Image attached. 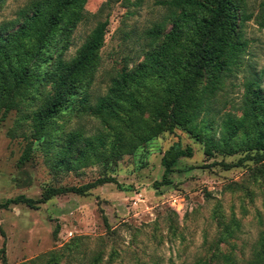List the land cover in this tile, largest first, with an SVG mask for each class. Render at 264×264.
Returning a JSON list of instances; mask_svg holds the SVG:
<instances>
[{
  "label": "rangeland",
  "instance_id": "obj_1",
  "mask_svg": "<svg viewBox=\"0 0 264 264\" xmlns=\"http://www.w3.org/2000/svg\"><path fill=\"white\" fill-rule=\"evenodd\" d=\"M31 1L0 0V21L16 20ZM164 1H85L64 57L72 58L97 22L107 21L99 65L85 89L90 103L106 92L117 71L132 68L156 46L148 30L170 29ZM263 2L245 0L252 15L242 28L245 49L220 73L222 84L197 119L211 124L218 143L231 139L239 145L236 152L207 155L202 142L174 128L108 164L89 161L65 170L39 142L31 144L29 121L15 110L0 111V203L18 195L38 199L47 189L99 177L115 179L85 194H56L36 208H0V264H264V159L257 162L245 150L240 132L230 137L222 130L227 113L241 116L247 84L264 88ZM208 75L206 69L199 87ZM64 114L57 120L60 130L81 128L89 136L100 128L78 108ZM173 144L192 148V155L176 162L171 183L155 185L163 178V153ZM108 147L107 141L100 150Z\"/></svg>",
  "mask_w": 264,
  "mask_h": 264
},
{
  "label": "trees",
  "instance_id": "obj_2",
  "mask_svg": "<svg viewBox=\"0 0 264 264\" xmlns=\"http://www.w3.org/2000/svg\"><path fill=\"white\" fill-rule=\"evenodd\" d=\"M85 1L32 0L16 20L0 21V111L15 110L29 121L31 144L39 142L52 153L56 167L65 170L89 161L108 164L174 128L202 142L207 155L237 151L239 145L231 139L218 143L211 124L197 119L222 84L220 73L245 49L242 28L252 17L245 0H165L170 29L162 32V26L154 25L148 30L150 44L156 46L132 68L117 71L94 103L85 89L99 65L107 21L97 22L72 58L64 57L69 34L84 17ZM206 69L207 82L199 87ZM76 108L96 119L100 128L89 136L81 128L60 130L57 120ZM223 119V132L230 137L240 132L245 150L262 161L264 88L248 83L241 116L227 113ZM107 141L108 151H101ZM191 155L192 148L171 145L161 158L163 178L155 185L171 183L168 176L176 162ZM111 181L115 179L106 176L80 186L47 189L38 199L18 195L1 202L0 208L11 203L36 208L56 194H85ZM260 243L264 253V231Z\"/></svg>",
  "mask_w": 264,
  "mask_h": 264
}]
</instances>
